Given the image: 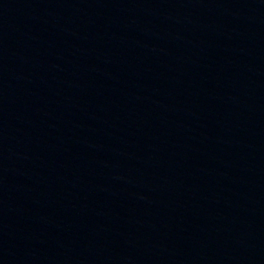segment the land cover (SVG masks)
<instances>
[{"label": "water", "instance_id": "obj_1", "mask_svg": "<svg viewBox=\"0 0 264 264\" xmlns=\"http://www.w3.org/2000/svg\"><path fill=\"white\" fill-rule=\"evenodd\" d=\"M0 264H264V23L1 82Z\"/></svg>", "mask_w": 264, "mask_h": 264}]
</instances>
